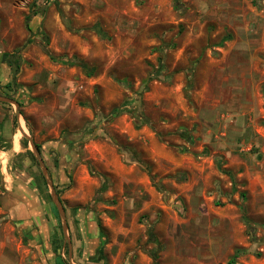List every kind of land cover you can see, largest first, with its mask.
<instances>
[{"label":"rangeland","instance_id":"obj_1","mask_svg":"<svg viewBox=\"0 0 264 264\" xmlns=\"http://www.w3.org/2000/svg\"><path fill=\"white\" fill-rule=\"evenodd\" d=\"M178 1L0 0V264H264V0Z\"/></svg>","mask_w":264,"mask_h":264},{"label":"water","instance_id":"obj_2","mask_svg":"<svg viewBox=\"0 0 264 264\" xmlns=\"http://www.w3.org/2000/svg\"><path fill=\"white\" fill-rule=\"evenodd\" d=\"M0 102L2 103H5V104H11V105H14L16 107V118L18 120V123H19V129L21 130L23 136L25 138H28L29 140V143H30V146L32 147L35 155H36V158L42 168V172L43 174L46 176L47 175V167L45 165V163L43 162V160L41 159V154L36 146V144L34 143V140L33 138H30L27 136V134H25V132L23 131L22 127H21V124H20V118H21V112H20V104L18 101L12 99V98H8V97H5V96H1L0 95ZM48 180V179H47ZM48 184H49V187L51 189V193H52V197L54 199V203L56 205V208H57V211L59 213V216L61 217L62 219V228H63V232H64V235H65V239L68 240L69 244H70V259L72 260V247H71V243L67 237V232H68V224H67V217H66V212L62 206V203L59 199V195L57 194V192L55 191L54 189V186H53V183L48 180ZM71 264H73L71 262Z\"/></svg>","mask_w":264,"mask_h":264},{"label":"trees","instance_id":"obj_3","mask_svg":"<svg viewBox=\"0 0 264 264\" xmlns=\"http://www.w3.org/2000/svg\"><path fill=\"white\" fill-rule=\"evenodd\" d=\"M174 7L175 9L177 10H180L182 5L180 4V2L178 0H174ZM37 15L36 12H31L29 13L28 15L25 16V27H26V30L32 34V29L30 27V23H31V20L32 18ZM31 43L30 40L27 41V43L25 44L24 47L20 48L19 50L15 51V52H12V53H8V52H4L2 53V55L0 56L1 58V61L4 63V64H7L13 71V79L14 81L16 80V77L17 75L20 73V70H21V66H22V63H23V60H22V56H21V52L24 50V48L29 44ZM48 53V52H47ZM49 57L51 58V60L53 61H58L60 60L59 58L49 54ZM62 59H65V58H62ZM79 65L83 68H86L87 65L84 63V62H79ZM138 121V120H136ZM27 145H28V141H27ZM28 147V146H27ZM153 258L155 259L156 256H153ZM156 260V259H155Z\"/></svg>","mask_w":264,"mask_h":264},{"label":"crops","instance_id":"obj_4","mask_svg":"<svg viewBox=\"0 0 264 264\" xmlns=\"http://www.w3.org/2000/svg\"><path fill=\"white\" fill-rule=\"evenodd\" d=\"M41 22V14H37L35 15L32 20H31V23H30V27L32 29V32H34V26L35 25H38V23ZM29 33V32H28ZM30 34V33H29ZM255 180L259 183V184H262V182H264V178L262 177L261 173L258 172L255 176H254ZM255 190V189H254ZM259 193V192H258Z\"/></svg>","mask_w":264,"mask_h":264},{"label":"bare ground","instance_id":"obj_5","mask_svg":"<svg viewBox=\"0 0 264 264\" xmlns=\"http://www.w3.org/2000/svg\"><path fill=\"white\" fill-rule=\"evenodd\" d=\"M23 123H24L23 119H20L21 127H22L23 131H26V127H25V125ZM19 132L21 134V131L20 130H19Z\"/></svg>","mask_w":264,"mask_h":264}]
</instances>
